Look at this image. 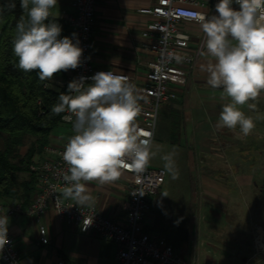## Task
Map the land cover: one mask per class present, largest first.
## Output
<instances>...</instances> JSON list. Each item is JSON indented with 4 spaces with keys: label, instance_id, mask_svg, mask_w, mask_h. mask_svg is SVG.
<instances>
[{
    "label": "crops",
    "instance_id": "1",
    "mask_svg": "<svg viewBox=\"0 0 264 264\" xmlns=\"http://www.w3.org/2000/svg\"><path fill=\"white\" fill-rule=\"evenodd\" d=\"M197 1L203 4L208 2ZM154 3L155 0L98 1L90 49V62L94 67L127 73L137 83L144 80L146 66L152 59L147 50L151 42L147 30L151 17L139 13L138 9ZM73 12L74 0H57L50 16L62 19ZM180 27L191 35V47L194 48L203 32L201 25L181 23ZM212 59L200 54L187 73L186 83L179 92V102L160 110L163 116L168 115L170 118L174 113L180 115L178 137L185 128L188 138H192L193 145L197 147L196 152L203 155H199L198 161L189 163L190 190L186 195L174 199H162L155 195L151 199L143 229L149 234L160 236L149 230L157 212L186 217L188 237L176 253L188 264H244L251 255L250 244L246 240L248 223L252 219L246 188L251 184L254 187L260 185L255 174L264 170V165L257 162L243 164V155L238 148L243 147L251 134L264 130V126L260 125L264 121V92L256 101H249V104H255V108H250L248 104L241 107L255 123L249 135L244 136L239 127L235 130L216 128L222 105L230 100H221L222 89H213L208 84L206 68ZM67 133L66 126L60 124L52 132L49 146L62 144ZM220 135L225 138L221 146L205 148L206 138H218ZM219 150L229 155L231 160L217 156ZM42 154L34 160L40 159ZM131 180V175L122 170L115 182L103 185L96 181L87 182V194L93 200L98 199L97 211L101 215L122 222L123 206ZM240 198H243V227L235 221V210ZM66 199L76 204L75 200ZM11 203L17 202L6 201L4 205ZM167 203L173 204L174 211L167 212ZM7 217L8 231L22 264H56L59 258L68 264H116V243L93 233H80L75 223L57 218L50 209L41 214L38 223L23 214ZM39 224L44 227L47 243L39 241Z\"/></svg>",
    "mask_w": 264,
    "mask_h": 264
},
{
    "label": "clouds",
    "instance_id": "2",
    "mask_svg": "<svg viewBox=\"0 0 264 264\" xmlns=\"http://www.w3.org/2000/svg\"><path fill=\"white\" fill-rule=\"evenodd\" d=\"M56 5L57 0H21L26 16L17 23L12 40L18 68L36 71L41 82L52 81L62 71L75 70L83 55L78 40L61 38L59 24L45 23ZM215 12L196 16L205 36L201 55L213 58L206 68L208 84L222 89L221 100H230L222 105L215 126L231 130L239 127L247 136L255 123L241 107L248 104L255 108L249 101H256L264 92V0H219ZM184 58L175 56L177 62ZM87 79L82 76L70 81L67 93H60L51 109L54 115L68 113L64 119L73 125L74 134L61 154L68 166L63 195L78 206L94 203L87 194V182L103 185L118 180L122 170L142 172L156 155L151 150L150 133L136 126L142 97L129 78L101 71L90 78L91 83H86ZM174 155L171 152L161 159L176 179ZM92 222V217H85L82 230ZM8 223L7 215L0 216V250L8 243Z\"/></svg>",
    "mask_w": 264,
    "mask_h": 264
},
{
    "label": "built area",
    "instance_id": "3",
    "mask_svg": "<svg viewBox=\"0 0 264 264\" xmlns=\"http://www.w3.org/2000/svg\"><path fill=\"white\" fill-rule=\"evenodd\" d=\"M98 1L74 0V12L62 18L63 23L70 29L69 37L74 42L78 40L79 46L83 49L81 65L70 71L66 84L68 86L70 81L82 76L88 78L86 83H91L90 78L101 71H112L114 74L127 76L142 97L139 101L141 112L136 118V126L141 132L150 133L152 143L161 107L177 98L181 87L186 83L189 69L195 64L203 49L204 33L202 32L192 48L191 35L183 30L180 24L200 25L196 19L197 14L207 16L216 14L215 5L219 0H208L206 4L197 0H155L153 5L138 9L139 13L151 17V22L147 25L151 35L147 50L152 59L146 66L147 70L141 83H137L134 77L127 73L96 68L91 64V37ZM177 54L185 58L177 62L175 59ZM66 115L68 113H62L60 118L61 124L66 126L68 131L62 144L46 147L40 159L34 160L31 166L37 178V191L32 201L23 208L19 203L4 205L0 200V216L23 214L38 223L41 214L50 209L57 218L75 223L80 233H93L116 243L118 245L115 253L116 264H188L162 237L149 234L143 229L149 201L164 183L166 172L163 168L147 164L139 173L123 170L131 175L132 180L127 189L122 222L101 215L97 211L98 199H94L91 206H78L64 197L63 189L66 185L63 176L68 166L61 154L69 137L74 134L72 123L64 119ZM85 217H92L93 222L87 230H82ZM38 231L39 241L47 243L44 227L40 224ZM7 239L8 243L0 250V261L3 264H22L9 231ZM253 249V256L264 252V243L258 245L255 239ZM56 264L68 263L59 258Z\"/></svg>",
    "mask_w": 264,
    "mask_h": 264
},
{
    "label": "trees",
    "instance_id": "4",
    "mask_svg": "<svg viewBox=\"0 0 264 264\" xmlns=\"http://www.w3.org/2000/svg\"><path fill=\"white\" fill-rule=\"evenodd\" d=\"M20 3L21 0H0V200L26 208L37 191L31 166L61 124L62 113L54 115L51 109L59 94L67 93L66 80L71 70L55 74L52 81L41 82L36 71L23 72L18 68L12 40L17 23L26 16ZM50 22L61 26V38L69 37L70 29L62 19L49 16L45 23ZM180 120V115L174 113L169 122L173 143L178 140ZM149 230L163 237L177 252L188 237L187 218L157 212Z\"/></svg>",
    "mask_w": 264,
    "mask_h": 264
},
{
    "label": "rangeland",
    "instance_id": "5",
    "mask_svg": "<svg viewBox=\"0 0 264 264\" xmlns=\"http://www.w3.org/2000/svg\"><path fill=\"white\" fill-rule=\"evenodd\" d=\"M179 102V93L175 100L172 102L165 104L161 109L165 107H171L173 104H177ZM171 118L168 115L163 116L162 112L159 114V118L157 121L154 140L151 143V150L156 152V155L152 157L148 165L152 167H161L165 170L166 175L164 179V183L162 184L159 192L156 194L157 196L161 197L162 199L166 198H173L178 197L179 195H186L187 192L190 190V173H189V163L199 160V155L196 152L197 147L193 145V139L188 138L187 130L185 128L181 130L180 136L178 137L177 143H173L170 140V134L172 131L169 127V122ZM261 126H264V121L260 122ZM260 133L251 134L249 138H246L245 144L243 147L238 148L239 152L243 155V164H250V163H261V166L264 165V130L258 131ZM224 136L220 135L218 138H206L204 140V146L206 147H214L216 145L221 146L223 143ZM221 148V147H219ZM206 151V149H204ZM217 156L226 157L227 160H231L229 155L223 153L222 150H219ZM174 152V161H175V168L178 171V178L173 179L172 174L169 173L165 167V161L161 159V157L165 154ZM206 154V153H205ZM204 154V155H205ZM244 172V171H243ZM246 172V171H245ZM247 176H250L247 173ZM257 181H259L260 185L254 187L252 184L247 186L246 194L247 203L249 206V212H251L252 219L250 223H248V238L247 242L250 244V251L251 255L246 260L244 264H264V252H259L255 256H253L254 249V240L256 239L257 235L259 234V230L262 231L264 234V192H259V189H264V170L257 171L255 174ZM254 178V176H253ZM154 197V196H153ZM152 197V198H153ZM151 198V199H152ZM150 199V201H151ZM150 201H149V210L150 211ZM166 210L174 211L173 204L167 203ZM235 221L238 226L243 227V198H240V202L236 207L235 210ZM258 231V232H257ZM264 243V242H263ZM249 261V262H248ZM248 262V263H247Z\"/></svg>",
    "mask_w": 264,
    "mask_h": 264
},
{
    "label": "bare ground",
    "instance_id": "6",
    "mask_svg": "<svg viewBox=\"0 0 264 264\" xmlns=\"http://www.w3.org/2000/svg\"><path fill=\"white\" fill-rule=\"evenodd\" d=\"M256 241H257V244L259 245V244H263V242H264V234L262 233V231L261 230H259V234L257 235V237H256Z\"/></svg>",
    "mask_w": 264,
    "mask_h": 264
}]
</instances>
